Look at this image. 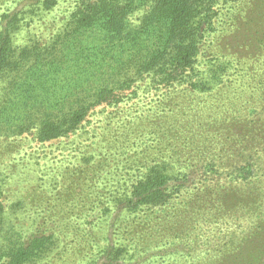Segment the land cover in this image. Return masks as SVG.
<instances>
[{
  "label": "rangeland",
  "instance_id": "1",
  "mask_svg": "<svg viewBox=\"0 0 264 264\" xmlns=\"http://www.w3.org/2000/svg\"><path fill=\"white\" fill-rule=\"evenodd\" d=\"M41 2L0 0V264L35 239L23 264H264V0H198L193 67L166 84L141 65L160 43L141 10L110 49L70 29L80 0ZM103 86L116 102L93 104ZM81 104L76 130L39 138ZM159 172L167 200L132 206Z\"/></svg>",
  "mask_w": 264,
  "mask_h": 264
},
{
  "label": "trees",
  "instance_id": "2",
  "mask_svg": "<svg viewBox=\"0 0 264 264\" xmlns=\"http://www.w3.org/2000/svg\"><path fill=\"white\" fill-rule=\"evenodd\" d=\"M45 7L53 6L56 0H42ZM198 0H80L76 9L72 11L68 25L73 31L83 29H98L100 40L110 49L114 46H122L129 41L130 16L142 11L140 17V29L147 25H153L154 39H160L158 49L149 55L142 67L151 71L159 82L164 84L172 80H179L187 76L192 69L196 55L197 28L195 17ZM164 28L157 27L158 25ZM146 27V28H147ZM10 28H0V72L10 64L9 48L11 45ZM90 77L81 76V80L75 82V89L91 85ZM102 88L94 93L93 104H101L107 99L116 102L118 96L110 93L109 89ZM91 88V86H90ZM112 94V95H110ZM85 97L79 100L86 103ZM90 105L81 104L67 116L61 117L56 122L47 121L42 124L38 136L42 140H50L61 134H68L78 128L84 120ZM166 176L161 172L145 179H136L128 190V200L132 206L142 204L158 205L164 203L170 196L166 185ZM35 240L26 246H21L10 257L11 264H23L34 249L40 247Z\"/></svg>",
  "mask_w": 264,
  "mask_h": 264
}]
</instances>
